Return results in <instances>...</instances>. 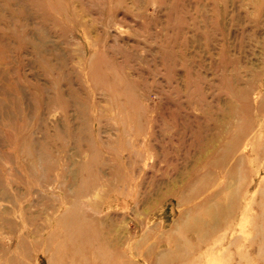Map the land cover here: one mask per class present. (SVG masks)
<instances>
[{
    "label": "rangeland",
    "instance_id": "obj_1",
    "mask_svg": "<svg viewBox=\"0 0 264 264\" xmlns=\"http://www.w3.org/2000/svg\"><path fill=\"white\" fill-rule=\"evenodd\" d=\"M0 264H264V0H0Z\"/></svg>",
    "mask_w": 264,
    "mask_h": 264
}]
</instances>
